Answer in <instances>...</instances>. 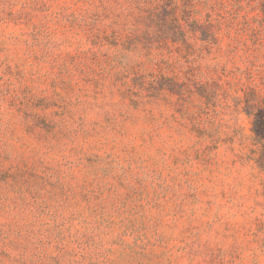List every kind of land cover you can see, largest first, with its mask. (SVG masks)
<instances>
[{
	"label": "rangeland",
	"instance_id": "rangeland-1",
	"mask_svg": "<svg viewBox=\"0 0 264 264\" xmlns=\"http://www.w3.org/2000/svg\"><path fill=\"white\" fill-rule=\"evenodd\" d=\"M261 115L264 0H0V264H264Z\"/></svg>",
	"mask_w": 264,
	"mask_h": 264
},
{
	"label": "trees",
	"instance_id": "trees-1",
	"mask_svg": "<svg viewBox=\"0 0 264 264\" xmlns=\"http://www.w3.org/2000/svg\"><path fill=\"white\" fill-rule=\"evenodd\" d=\"M256 121H257V119L259 118L258 117V115H256ZM261 117V119H264V115H261L260 116ZM264 131L262 130V129H255V133H256V136H257V138L259 139V140H263L264 139V133H263ZM259 163H260V165L264 162V157L263 156H261L260 155V157L258 158V160H257Z\"/></svg>",
	"mask_w": 264,
	"mask_h": 264
}]
</instances>
